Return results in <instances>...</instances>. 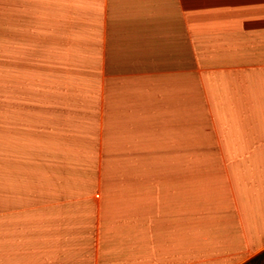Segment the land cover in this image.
Returning <instances> with one entry per match:
<instances>
[{"label":"crops","instance_id":"obj_1","mask_svg":"<svg viewBox=\"0 0 264 264\" xmlns=\"http://www.w3.org/2000/svg\"><path fill=\"white\" fill-rule=\"evenodd\" d=\"M0 264H264V0H0Z\"/></svg>","mask_w":264,"mask_h":264},{"label":"rangeland","instance_id":"obj_2","mask_svg":"<svg viewBox=\"0 0 264 264\" xmlns=\"http://www.w3.org/2000/svg\"><path fill=\"white\" fill-rule=\"evenodd\" d=\"M43 38V41H48L49 40V37H42ZM59 38V37H58ZM64 41H65V37H64ZM60 44V43H59ZM63 44H65V42H63ZM42 49L43 51L44 50H49V47H48V44H45L43 42V46H42ZM64 50V49H63ZM75 50V49H74ZM59 52H60V49H59ZM63 56V57H62ZM60 56V57H52L50 60L49 58H41V61L40 62H37V63H34L33 66L37 67V69L40 70V72H42V76L40 74L41 77L49 74V69H51V67H54L55 71H56V75L57 77H63L65 76L64 75V72H63V69H64V66L66 65L65 64V54L63 52V55ZM52 61V66L50 64V62ZM46 71V73H45ZM40 77V78H41ZM43 81V80H42ZM57 97L61 98L63 97V94H61L60 92L57 93Z\"/></svg>","mask_w":264,"mask_h":264}]
</instances>
